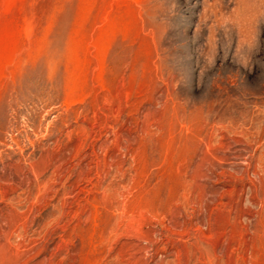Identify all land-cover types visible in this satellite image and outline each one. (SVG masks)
<instances>
[{
  "label": "rangeland",
  "instance_id": "374dc122",
  "mask_svg": "<svg viewBox=\"0 0 264 264\" xmlns=\"http://www.w3.org/2000/svg\"><path fill=\"white\" fill-rule=\"evenodd\" d=\"M0 264H264V0H0Z\"/></svg>",
  "mask_w": 264,
  "mask_h": 264
}]
</instances>
